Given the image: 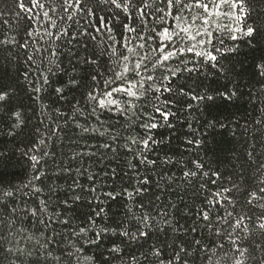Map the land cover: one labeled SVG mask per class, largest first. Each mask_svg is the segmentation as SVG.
I'll return each instance as SVG.
<instances>
[{"label": "snow or ice", "instance_id": "1", "mask_svg": "<svg viewBox=\"0 0 264 264\" xmlns=\"http://www.w3.org/2000/svg\"><path fill=\"white\" fill-rule=\"evenodd\" d=\"M0 264H264V0H0Z\"/></svg>", "mask_w": 264, "mask_h": 264}, {"label": "trees", "instance_id": "2", "mask_svg": "<svg viewBox=\"0 0 264 264\" xmlns=\"http://www.w3.org/2000/svg\"><path fill=\"white\" fill-rule=\"evenodd\" d=\"M241 51L247 52L248 49L242 47ZM241 59H243V57H241ZM247 63L250 66L251 60H249ZM246 80H247V77H245V81ZM247 108H248L247 117H245L244 109H240V111H237V109L235 107H232L230 105H225L221 109V112H222L221 118H223L224 116H229L231 114L232 119L239 120L240 123H244L245 118L251 119V117H252L251 105H248ZM219 131L220 130L218 129L217 132H219ZM214 135H215V139L217 141H223L226 139V134H225V136H222L219 134H214ZM208 139H209V142H211L212 137L209 136ZM10 173H12V175H10L8 178L12 179L13 182H15V183H19L22 179H24L23 167H21V166H16V167L10 169Z\"/></svg>", "mask_w": 264, "mask_h": 264}]
</instances>
